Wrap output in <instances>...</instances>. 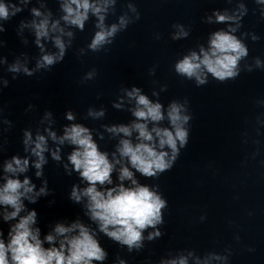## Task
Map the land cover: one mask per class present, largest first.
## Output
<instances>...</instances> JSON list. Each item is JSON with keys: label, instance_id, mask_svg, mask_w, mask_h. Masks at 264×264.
<instances>
[{"label": "clouds", "instance_id": "clouds-1", "mask_svg": "<svg viewBox=\"0 0 264 264\" xmlns=\"http://www.w3.org/2000/svg\"><path fill=\"white\" fill-rule=\"evenodd\" d=\"M56 2L59 15H54L48 8L47 0H36L39 7L31 8L29 5L33 0H0V33L6 31L5 22L29 9L31 18L20 21L17 35L27 45L24 30L28 29L40 51L34 67L28 66L31 58L26 53L15 56L12 62L0 55V70L11 74L13 80L20 75L32 77L51 71L64 60L72 46L76 37L74 30L83 32L91 18H95V31L87 44V50L91 52L107 51L119 33L140 19L133 0H128L126 10L118 16L117 0ZM226 2L234 6L214 9L203 17V23L207 25L225 27L209 32L206 44L197 42L195 48L183 53L172 66L177 76L192 81L196 87L207 85L210 78L223 83L235 80L242 71L264 70V60L260 57L247 62L249 48L245 40L250 38L255 42L260 37L254 32H240L243 18L249 12L245 0ZM254 3L259 6L260 16L264 19V0H254ZM109 16H116V20L108 23ZM172 29L173 41L188 38L191 31L182 23L173 24ZM155 38H160L158 33ZM44 42L50 43L55 51L47 50ZM4 46L5 41L0 40V48ZM78 55H86L85 49L80 48ZM149 74H155V67ZM96 75V69H91L82 77V83L93 80ZM0 82L3 84L0 90L9 85L4 76H0ZM166 87L161 85L159 91H152L155 100L135 85L120 88L122 95L112 107L124 110L126 100L131 105L127 111L132 119L128 123L102 124L103 131L96 132L100 140H104L107 133L109 140L116 141L111 152L101 150L94 138V130L76 122V114L71 110L65 113V119L71 123L63 126L62 134L53 130L56 121L51 111H45L39 119L38 125H46L42 130L39 126L35 133L30 128L23 130L24 155H12L0 163V222L8 225L6 234L0 227V264H104L109 254L100 243L101 234L129 253L140 252L146 241L152 242L163 235L160 226L164 224L168 201L158 184L141 183L137 174L157 179L171 170L189 142L193 119L187 98L172 99L167 106L160 102V92L166 91ZM256 103L264 106V100ZM33 107L29 105L28 110ZM2 113L0 108V125L11 127L12 122L3 118ZM105 114L103 107H89L83 118L100 120ZM256 124L255 131L259 136L264 127V113L256 117ZM252 142L259 144V140ZM65 146L71 148L66 156ZM0 151H3L2 144ZM255 155L253 153V158ZM49 157L66 175L77 174L79 183L71 186L68 199L81 206L87 222L79 216L71 221L57 220L42 236L38 212L28 205L50 195L44 175ZM30 169L35 170L34 176L41 181L38 189L28 175ZM231 255L230 246L223 253L209 251L203 256L192 249L175 255L170 251L160 258L159 264H190V261L192 264H213L214 261L229 264ZM114 264H127V261L117 256Z\"/></svg>", "mask_w": 264, "mask_h": 264}]
</instances>
